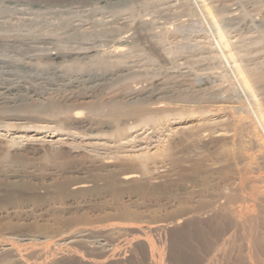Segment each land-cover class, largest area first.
<instances>
[{
	"label": "rangeland",
	"instance_id": "obj_1",
	"mask_svg": "<svg viewBox=\"0 0 264 264\" xmlns=\"http://www.w3.org/2000/svg\"><path fill=\"white\" fill-rule=\"evenodd\" d=\"M36 1L0 0V54L2 55L0 57L9 59V56H12L21 59L23 53H25L24 51H26V53L31 52L32 55L37 56L36 61L38 63L35 62L36 65L40 64L41 67L55 63V65H58L57 63L60 60L48 61L44 55L47 53L45 51L57 47L62 51L66 49L67 51L77 52L82 48L91 46V42L92 47L98 55L100 54V57L97 56V58H92L94 60H88L87 62L83 60L85 63L82 61L74 63L68 61L64 64L68 65V70L65 67L64 71L69 74L71 69L73 71L79 70L81 67L85 69L90 67L100 68V66L104 70V67L109 69L113 65L112 69H120L119 74L122 73L121 76L124 77L119 76L121 77L120 80H115L117 83L114 82L115 84L110 85V88L113 86L110 90L108 87V91L105 89L101 92L102 94L99 93L101 95L95 93L97 99L92 97L91 102L87 100L84 102L85 104H81L83 108L88 107L89 104L86 103H90L89 107L94 104L95 108L97 105L104 106L106 103L105 106L108 108L102 107L104 112H107L112 104L127 106V104L142 103L141 105L145 106L148 103L147 106H149L157 93L155 97L159 95L158 97H161L159 100L165 103H167L165 100L171 101V106L180 103L181 100L182 103L183 101H192V104H200L199 102H201V104L204 103L203 105L211 104L213 107L223 104L222 109L228 116H224V120L247 118L249 116L248 105L244 97H241L238 93L233 79L223 67L218 52L215 51L216 48H214L212 38L215 36L226 54L227 49H230L231 52H228L231 54V58L233 57L230 61L234 62H231L233 65H230L234 66V74L246 97L249 98L254 92V98L261 103V107L264 109V0H196L201 13L214 33H212L213 36L209 34L207 25L198 15L199 13L191 4V0H42L43 3H41V0ZM12 41L13 43L17 41L16 44L20 42V45H22L19 48L23 52L19 51L20 53H18V50H15L18 55L15 53L10 55L8 43L10 44ZM118 42L121 43L120 50H114ZM5 43L8 47L5 46ZM3 48H7L8 51L6 52ZM108 51L117 59L110 56V54L106 56ZM20 54L22 55L20 56ZM111 58L112 62H110ZM240 68L246 82L238 73ZM157 84L160 85L157 86ZM251 89L252 93H250ZM133 91H135V94H133ZM146 91L152 93H146ZM140 94L144 96L141 97ZM149 94L151 96H148ZM145 95L146 98H144ZM78 106V110L87 114L86 110L81 108L80 105ZM100 106L99 110L103 111ZM171 106L161 107L166 109ZM76 108L78 107L76 106ZM128 124L131 127H133L132 125L136 127L129 130L130 125ZM167 124L163 123L159 126L152 123L138 125L137 121L129 120L126 124H123V126L127 125L128 128L125 132L126 136L118 138L111 133L112 130L109 132L110 129H103L102 131L105 130L106 133H111V135L101 131L103 136L99 138L101 137L98 136V134H101L100 131L93 132L88 134L90 136L87 135L88 138H93L92 141H89L90 138L87 137H84L87 139L80 137L82 140L78 137H69L70 139L66 136L55 137L49 132L34 135V133L0 131V142L2 141L1 143L7 145L13 152L21 149L24 146V140L27 139H39L42 142L44 141V144H48L49 141L58 138H67L73 144L80 143L79 145H82L81 150L79 145H77L79 150L78 148L75 149L77 153L80 152L79 154L60 155L56 158L51 156L53 149L49 150L47 148L46 150L47 146H41L44 147L41 154L39 152L38 155L19 157L15 160L11 158V155H8L11 157L6 155L1 157L0 155V171L2 170L0 172V184L3 180H6L3 175L5 176L10 171H14L10 174L16 172V175L18 172L20 174L22 172L24 175H21L24 176L25 183H29L25 185L28 188L33 187L32 183L35 182L48 183V185L45 184L47 186L45 189L38 190L34 194L31 193V195L28 192L27 195L24 186L20 183L22 178L14 180L20 181L15 182L16 185L8 179L7 182H2V185L9 190V196L1 188L0 240L9 241V243L15 244L16 247L18 246V249L21 248L20 250L45 245L47 246H44L46 252L45 262H61L60 259L63 258L62 260H64L71 252L85 259L99 260L98 249H100V246H104L105 249L107 248L110 258L113 255L111 259L121 257L120 259H124L126 264H146V259L149 258L150 254H153L155 261L159 259L160 264H204V257L207 259L208 256L217 253L214 246L217 238L214 236L217 232L224 230L227 224L223 223V225L219 224L217 226L215 224L216 220L206 218L202 221L209 220L206 222L209 227H201L196 221L188 225L182 220L183 214L187 209H198V206L203 203L213 202L220 190L228 186L227 184L234 177V172L228 167L231 154L241 158L247 157L249 163L255 162L258 152L254 149L250 150L247 139L238 140L234 137V141L237 139L239 142H233L224 137H215L216 134L210 133L208 130L206 131L209 133L203 131L205 135L202 142L189 149L185 146L180 147L181 149L175 155H172V158L161 161V165L160 163L152 166L148 164V171L147 167L142 169L137 173L138 178L125 184V186H118L113 179L109 178L111 176L109 173L114 171L115 174H126L132 170L133 163L139 161V158H134L138 159L136 161L129 157V159L126 157L124 160H113V163L116 162L112 163L113 165H117L118 162L120 164H118L119 167L117 165L113 166L114 169H110L109 167L99 166L98 162H95L96 160L92 161V155L87 156L89 155L87 152L90 150L88 143L98 138L100 140L96 141L100 143L102 141V143L107 144V147L93 149V153L103 151V154L109 156L111 153L110 157H113L118 151H123L124 153L121 154H130L131 157L135 155L141 157L151 156L179 137L176 136L179 132L175 131L179 128L178 125ZM94 133H98L95 135V140ZM104 133L107 135L106 138L111 136L108 141H112V144L104 137ZM229 134L232 135L233 133L230 132ZM142 135L146 136L143 137ZM114 141L115 143L118 142L117 145L119 146L117 147L119 149L116 148ZM86 142H88V146L85 145ZM240 142L244 144L241 145ZM109 144H111L110 149ZM83 145H85L84 148ZM120 145L122 146L120 147ZM113 146L116 150H113ZM160 146L162 147L160 148ZM10 150L9 153L11 154L12 151ZM83 150L87 152L84 151V154L81 152ZM112 151L116 152L113 154ZM130 152H134V154ZM144 152L147 153L144 154ZM142 153L144 156H142ZM12 159L14 162H11ZM106 168L110 170L109 173ZM118 168H121V170H117ZM258 174H264V170L255 169L253 175ZM80 181L91 182L90 190L71 197L64 195V191L69 184ZM258 187L256 183L251 185V188ZM13 192H16L15 195L17 194V196H11ZM19 194L26 196L20 197ZM242 194L246 195V192ZM218 201L224 202L222 199H218ZM234 203L245 208L248 213L259 211V207L251 201L242 203L236 200ZM175 220L177 222L182 220V222L179 221L181 224L175 225ZM159 222L166 224L169 230L146 232L145 229V233L148 234L144 238L149 241L152 250L143 241L144 238L142 240L138 239L139 236L142 237V234L120 231L117 227L115 228L117 224L120 226L145 227ZM82 227H94L98 231L78 233L79 235L73 234V237H70L64 243L56 242L59 235L70 234L76 228ZM233 233L235 238L242 239L241 231L234 230ZM236 245L238 246V243ZM30 260H34V258L30 257Z\"/></svg>",
	"mask_w": 264,
	"mask_h": 264
},
{
	"label": "bare ground",
	"instance_id": "obj_2",
	"mask_svg": "<svg viewBox=\"0 0 264 264\" xmlns=\"http://www.w3.org/2000/svg\"><path fill=\"white\" fill-rule=\"evenodd\" d=\"M34 1H36V0H34ZM41 3H43V1ZM191 4L194 6L195 10L199 13L198 15L201 17L202 21L207 25L208 29L207 28L206 29L208 30L209 34L211 36H213L214 33L212 32L209 23L206 21L203 14L201 13L199 6L197 5L196 0H191ZM128 30H130V29L128 28ZM212 38H213L214 48H216L215 51L218 52L221 63L223 64V67L230 74L231 78L233 79L234 84L236 85L238 93L241 95V97H244V99L248 105L249 116L247 118H238L235 120H230V119L224 120L223 118H225L224 116H226V114L224 113L225 111H223V109H222L223 104L216 106V107H213V106H211V104L210 105H203L204 103L201 104V102H199L200 104H192V101H187V102L183 101V103H182L181 102L182 100H181L180 103H182V104H180V103L173 104L172 103L173 106H171V101L168 102V100H165V101H167V103H165V102L159 100V98L161 99V97H158L159 95L157 97H155L157 95V93L154 96L153 100L152 101L150 100L151 103L149 104V106H147L148 103L146 102L147 104H145V101H144L145 106L141 105L142 103L141 104H132V105L127 104V106L126 105L120 106V104L119 105H115V104L113 105L112 104L111 106L109 105L110 107H109V110L107 112L106 111L104 112V109L102 108V107L106 108V106H105L106 103L104 104V106L99 105L100 109L102 108L103 111L99 110L98 105H97L98 109H97V107L95 108L94 104H92V106L89 107L90 103H86V104H89L88 107L83 108V107H81V104H85L84 102H86L87 100L88 101L90 99L93 100L92 97L96 96L95 93L98 95H101L102 94L101 92H103V90L107 89L110 85L117 83V82H115V80H117V79L120 80L119 78L124 77V76H121L122 73L119 74L120 69L118 67L117 68L119 70L112 69L113 65L111 67H109V69L107 67H106L107 69L104 67V70L100 66V68L99 67L98 68L97 67L96 68L90 67V68H85V69L81 67V69L73 70V71H71L72 66H70L71 68L70 67L69 68L71 69L70 70L71 73L67 74V72L64 71L65 67H67V70H68V65L67 66L64 65V64L68 63V61L69 62L73 61L71 63L79 62V61H82V62L86 61L87 62L88 60L89 61L94 60L92 58H97V56L100 55V54L98 55L97 52H95L96 50L94 49V47H92V44L90 42L91 46H87L85 48H82L77 52H72L69 50L67 51L66 49H65L66 51L65 50L62 51L60 49H57V47L53 48V50H50V51H49V49H50L49 48L48 49L49 52L45 51L47 53H45L44 55L48 61L50 60L53 62V61L60 60L57 63L58 65H55L56 64L55 63V64H50L49 66L47 65V66H43V67H41V65L38 64V65H40V66H38L35 63V62H37L36 59H38V58H36L37 56H35L34 54L32 55L31 52H28V53H31V54H28V53H26V51H24L26 54L23 53L24 55H23V58H21V59H20V57H19V59H17V58L12 57V56H9V59H6L4 57H0V131L5 130L7 132L9 131V132H14V133H25V134L34 133V135H38V134H41L44 132H49V134H52L55 137L56 136L57 137L66 136L68 138L69 137H78V138L83 137V139H87L88 134H91L93 132H98V131H100V133L102 134V132H105V130L102 131L103 129H106V130L110 129L109 132H111V130H112L111 133H113L114 136L121 138L122 136L125 135L126 130H128L127 125L123 126V124H126L129 120L130 121L131 120L137 121L138 125H141V124H147L148 125V123H152L154 125L156 124L158 126L160 124H163V123H168L167 125H170L171 123L173 125L177 124L179 128L176 127L177 129L175 131L179 132L176 135L177 137L178 136L179 137L174 139L175 141L169 142V144H167L166 147L162 148L161 151H158V153H155V154L148 156V157H147V155H146V157H141L139 155H137V156L135 155V156L131 157L130 154L129 155L121 154L123 151H118L116 154H114L116 151L115 152L112 151V153L114 154V156L112 155L113 157H110V155H111L110 152H107V153H110L109 156H107V154H105V153H104L105 154L104 155L102 153L103 151L100 153H98V152L93 153V151H94L93 149H96V150L98 148L104 149L107 147V144L102 143V141H101V143L99 141H96L99 138H102L103 134L99 135L98 133H96V134H98V136H101L98 139H96L95 138L96 134L94 133V140L95 139L96 140L93 142H90V143H88V142L92 141L93 138L92 139H91V137H89L90 139L88 138L89 141L86 142L85 145L88 146V144H89L90 148L89 147L88 148L90 150L88 152L86 150H83L81 152L84 154H85V152H87L89 154L87 156H89V157H90V155H92L91 156V158H93L92 161L96 160L95 162H98L99 166H101V167L105 166L107 168L109 167L110 169H112L113 166H117L118 164H120L118 162L117 165L116 164L113 165L114 163H116V162L113 163V160L114 161L122 160V159L124 160L126 157L127 158L129 157L130 159L131 158H133V159L139 158V161H137V162L133 163L131 161L134 164V166L132 165L133 166V168H131L132 170L130 172H127L126 174H122V173L115 174L113 170H112L113 172L109 173L110 170L106 168L108 173L111 175L109 178L113 179V181H115L118 186L119 185L125 186V184H128V183L135 181L139 176L137 173H139L142 169H145L148 164H150V166H152L153 164L157 165L160 163V165H161V161H163L164 159L172 158V155H175L176 152H178V150L181 149L180 147L185 146L188 149L191 147L193 148L195 144L202 142V140L204 139L205 134H203V131L205 132L206 130H208L210 133L216 134L215 137H224V138L229 139L230 141H233V142H239V141H237V139H236V141H234L235 138H238V140L239 139L243 140L244 138L247 139V141L249 143L248 146H250V150L254 149V150H257V152H258L256 155L255 162L249 163L248 162L249 159L247 157H245V158H247V159H245V158H241L240 156H236L235 154H231V156L229 157V160H228V167L230 170H232L234 172V177H232L231 182L229 181L230 184L229 183L227 184L228 185V186H226L227 188L225 187V188L221 189L220 192L217 194L216 199L213 202L208 201L207 203H203L202 205L198 206L199 207L198 209H193V210L187 209L186 212L183 214V216L185 218L182 216L181 217L183 218L182 220H184V222H186L188 225L191 224L192 222L196 221V223L198 225L200 224L201 227L202 226L209 227V225L206 224V222L209 220L202 221L203 219H206V218H209L210 220H212V219L216 220L215 224L217 226L219 224L223 225V223L227 224L226 227H224V230L217 232L214 236L217 238V241L215 242V245H214L215 249H216L215 252L217 251V253L216 254L214 253L213 255L208 256L207 259H206V257H204L205 258V259H203V260H205V263L203 262L204 264H264V174L253 175V172L255 169L264 170V109L261 107V103H259V101L254 98V96H253L254 92L252 91V89H251L250 93L253 92L252 93L253 97L248 95L249 98H247L244 90L242 89L241 86H239L238 80H237V78L234 74V71H233L235 68H234V66L232 67V65H233L232 63H234V62L230 61V59H232L233 57L231 58V54L229 53L231 51L228 48V46H226V47L228 48L227 50L229 52L227 51V54H226L222 50V48L220 47L219 42L215 39V36H213ZM126 40H127V38H126ZM2 41H3V39H2ZM5 41H7V40H5ZM86 42H84V43H86ZM11 43H13V41ZM14 43L12 45H10L8 43L10 55H11V53L16 54L17 50H18V53H20L19 51H22L19 48L22 44L20 45V42H19V44H16L17 41H15ZM118 43L116 44L117 46L114 47V50H118V49L120 50L121 43H119V44ZM5 44H6L5 46L8 47L7 43H5ZM46 44H47V42H46ZM87 44H89V43H87ZM6 49H4V50H6ZM7 51L8 50H6V52ZM111 52H112V50H111ZM2 53H3V51H2ZM101 53H103V52H101ZM105 54H106V52H105ZM109 54L110 53L108 51L106 56H109ZM16 55H18V54H16ZM21 55L22 54H20V56ZM36 55H38V54H36ZM168 55H170V54H168ZM110 56H113V54L112 55L110 54ZM40 57H42V56H40ZM113 57H115V56H113ZM115 58L117 59V57H115ZM110 60H111L110 62H112V58ZM133 60H134V58H133ZM82 62H80V63H82ZM116 64H118V63H116ZM230 64H232V65H230ZM236 66L239 67L238 65H236ZM115 68H116V66H115ZM241 71L242 70L240 68L238 73L241 76V78L243 79V81H245L244 75ZM119 76H121V77H119ZM181 77H183V76H181ZM158 83H159V80H158ZM158 85H160V84H157V86ZM167 86H169V85H167ZM111 88L109 87L108 89L110 90ZM108 89H107V91H108ZM153 90H155V89H153ZM153 90H151V91H153ZM134 92L135 91H133V94H135ZM150 92L146 91V93H150ZM99 93H101V94H99ZM164 93H165V91H164ZM104 94H105V92H104ZM137 95H139V94H137ZM146 95L144 98H146ZM140 96H141V94H140ZM143 96H141V97H143ZM148 96H151V95L149 94ZM96 97H95V99H97ZM130 97H135V96L131 95ZM137 97H139V96H137ZM119 98H120V96L118 97V99ZM128 99L130 100V98H128ZM91 100H90V102H91ZM188 100H189V98H188ZM102 103H104V102H102ZM137 103H139V102H137ZM194 103H196V102H194ZM212 103H214V102H212ZM161 104H164V105H161ZM167 104L170 105L172 108L168 107L166 109H163L161 107V106H168ZM78 105H80L81 108L86 110L87 114H84L83 111L78 110L79 109ZM76 106L78 108H76ZM158 108H160V109H158ZM211 108H214V109L212 110ZM226 117H228V116H226ZM226 119H228V118H226ZM124 120H127V121L124 123L123 122ZM133 123H136V122H133ZM128 125H130V124H128ZM132 126L136 127L135 125H132ZM158 126H156V127L158 128ZM133 127H131V125H130L129 130ZM152 127H154V126H152ZM163 130H165V129H163ZM209 132H207V133H209ZM230 132L233 134L228 135V133H230ZM105 133H104V137L106 138V136L109 133H106L107 135H105ZM111 133L109 135H111ZM173 135H174V133H173ZM88 136H90V135H88ZM114 136L112 135V137H114ZM142 136L144 137L146 135H142ZM84 137H87V138H84ZM92 137H93V135H92ZM109 137L111 139V136H109ZM109 137L106 138L107 141H108ZM105 138H104V141H105ZM173 138H171V139H173ZM64 140H68V139L67 138H65V139L58 138L54 141H49L50 143H48V144H44L43 143L44 141L42 142L39 139H27V140H24L25 143H24V146H22L23 148L21 147V149H19L17 151L14 150V152L12 150H10L7 147V145H3L4 143L2 144L1 143L2 141H1L0 142V155H1V157H4L5 155L7 157L12 156L11 158H13L14 160L17 158L19 159V157L22 158L24 156L25 157L26 156H33L36 154L38 155L39 152L41 154L42 153L41 151H44L43 150L44 147H41V146H47L46 150H47V148H49V150L53 149V151H51V156L53 158L59 157L60 155L61 156L62 155L71 156L74 153H77L76 152L77 150L75 151V149L78 148L77 145H79L80 143L76 145V144H73L70 140H68V141H64ZM113 140H114V138H113ZM115 140H117V139H115ZM159 140H161V139H159ZM139 141H141V140H139ZM79 142H81V141H79ZM108 142H110V140ZM137 142H138V139H137ZM150 142H152V141H150ZM243 142H240L241 145L245 143V142L244 143ZM110 143L112 144V141ZM117 143L118 142L115 143V141H114V144H116V148H118L117 146H119V145H117ZM111 144H109V146ZM119 144H121V143L119 142ZM127 144H129V143H127ZM159 144H161V143H159ZM85 145H83V148ZM11 146H10V148H11ZM121 146L122 145H120V147ZM137 147H138V145H137ZM161 147L162 146H160V148ZM79 148L81 150L82 145H79ZM79 148H78V150H79ZM110 148H111V146L109 147V149ZM113 148H112L113 150H116L115 146H113ZM126 148L127 147L125 146V149ZM109 149L107 148V150H109ZM141 149H143V148H141ZM9 150L12 151L11 154L9 153ZM136 150H138V149H136ZM157 150H159V149H157ZM124 151H127V150H124ZM127 152H126V154H128ZM79 153H77V154H79ZM82 153H81V155H82ZM130 153L134 154V152H130ZM146 153L147 152H144V154H146ZM142 154H140V155H142ZM144 154L142 156H144ZM8 155H11V156H8ZM91 158H89V159H91ZM13 159L11 160V162L12 161L14 162ZM134 160L136 161L138 159H134ZM120 162H122V161H120ZM1 163H2V161H1ZM111 165H112V167H111ZM118 167H119V165H118ZM148 168L149 167H147V171L149 170ZM119 169L121 170V168H118L117 170H119ZM153 169H154V167H153ZM161 169H163V168H161ZM117 170H115V171H117ZM5 171H3V172H5ZM157 171H159V170H157ZM10 172L9 173L7 172L5 174V176L3 175L4 179H6V180L8 179L9 181L12 180L11 181L12 183L13 182L18 183V182H20L18 180H20V178H22L21 179L22 182H20V183H22L21 185L24 186V191L27 195H28V192L31 195V193L34 194L38 190L45 189L47 187L45 185L47 182L46 183H44V182H37L36 183L35 182V183H32L33 187H29V188L25 187V185H28L29 183H25L24 176H22L24 174H22V172H21V174H22L21 175L20 172H18V171H17L18 172L17 175L15 174L16 172L14 174H10ZM13 172H11V173H13ZM152 172H154V174H156L154 170H152ZM102 173H104V172H102ZM1 177H2V175H1ZM16 179H18V180L14 181ZM6 180H3V181H6ZM2 182L0 184V190H1V188H3L6 191V195L9 196V190L6 189L7 187L2 185ZM90 183L91 182L88 183V181H80V182H75V183L73 182L72 184H69L66 187V189L64 191V195L71 197L72 195L75 196L77 194L85 193V192L90 190V188H91ZM254 183L258 184L259 187L258 188H251V185ZM14 185H16V183ZM47 185H48V183H47ZM243 192L244 193L246 192V195H243L242 194ZM13 193H11V196H17V194L15 195L16 192L14 194ZM19 195H20V197L26 196V195L23 196L21 194H19ZM6 197H4V198H6ZM34 197H36V196H34ZM218 199H222V200H224V202H219ZM32 200H34V199H32ZM236 200H238L239 202H242V203H244L245 201H251L254 204H256L257 207H259V211L256 213H248L247 211H245V208H243L242 206H237L234 203V202H236ZM3 201H4V199H3ZM43 201H44V199H43ZM39 202H41V201H39ZM182 220H179V221L182 222ZM179 221L178 222L176 221L175 225L179 224L180 223ZM173 223H175V222H173ZM114 225H116V224H114ZM117 225L115 226V228L117 227L120 231L121 230L122 231H130V232L140 233V235L142 234L141 235L142 237L140 238V236H139V238H138L140 240H142V238H144V236H145V238L147 237L146 234H148V233H145V229L147 230L146 232H161V231L163 232V231L168 229V226L166 224H164L163 222H159V223L154 224V225H148L145 227H133V226H124V225L123 226H120V225L117 226ZM174 228H176V227H174ZM178 228H180V227H178ZM95 229H97V228H94V227L93 228H89V227L83 228L82 227V228L77 229L76 232H74L75 230H73V232L71 231L70 234L68 233L69 235L68 234L59 235L56 242H59V243L63 242L64 243L67 239H69L70 237H73V234L75 235V234H78V233L80 234V233H84V232L92 233V232L98 231V229L97 230H95ZM170 230H172V229H170ZM234 230L241 231V237H242L241 240H238L237 238H235V235L233 233ZM143 241L146 242V244L148 245L149 248L151 247V245H149V241L147 239H145ZM213 241H215V239H213ZM14 243H15V241H14ZM237 243H238V246L236 245ZM41 244H43V243H41ZM44 246L43 245L42 246L39 245L37 247L32 246L30 248L28 247L29 249L24 250L22 248V250H20L21 248L18 249L17 248L18 246L16 247L15 244L9 243V241H6V240H4V241L0 240V263L1 264H126L124 259H120L121 257L119 259L116 257L115 258L113 257L114 259H111L113 255H111V258H110V255L108 254V250H106L107 248L105 249L104 246L103 247L100 246L99 247L100 249H98L99 250V252H98V256H99L98 259L99 260H97V259L96 260L85 259V258L77 255L76 253L71 252L68 256H66L64 258V260H62L63 258L60 259L61 262L60 261H56V262H54V261L47 262L46 261L45 262L44 256H45L46 252L44 250L45 249ZM45 247H47V246H45ZM208 247H209V245H208ZM48 248H46V249H48ZM21 251H23V252H21ZM152 255L151 254L149 255V258L146 259L145 263L146 264H160V260L158 259V261H155V259ZM219 256H220V258H219ZM30 257L34 258V260L29 261Z\"/></svg>",
	"mask_w": 264,
	"mask_h": 264
}]
</instances>
